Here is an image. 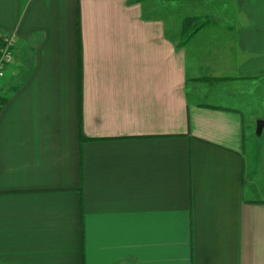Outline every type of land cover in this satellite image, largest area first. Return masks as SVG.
<instances>
[{
    "label": "crops",
    "instance_id": "obj_1",
    "mask_svg": "<svg viewBox=\"0 0 264 264\" xmlns=\"http://www.w3.org/2000/svg\"><path fill=\"white\" fill-rule=\"evenodd\" d=\"M226 1L181 45L144 1L0 0V264H264V129L228 86L264 78V0Z\"/></svg>",
    "mask_w": 264,
    "mask_h": 264
},
{
    "label": "rangeland",
    "instance_id": "obj_2",
    "mask_svg": "<svg viewBox=\"0 0 264 264\" xmlns=\"http://www.w3.org/2000/svg\"><path fill=\"white\" fill-rule=\"evenodd\" d=\"M143 2V1H142ZM145 8V15L154 16L162 19L167 23V28L172 32L174 38L180 39L182 21L187 15H207L211 19V23L218 33L229 34L228 27H217L223 21H230L234 13L233 6L226 0H185V1H167V0H146L142 4ZM230 85V89L234 91H249L247 92L248 105L251 112H256L258 119H264V78L258 81L243 82L242 84ZM235 87V88H234ZM251 90V91H250ZM4 96H1V98ZM0 98V100H1ZM243 111L249 115V110ZM257 119V120H258ZM256 120V122H257ZM256 132V128H255ZM257 134V132H256ZM260 137V136H259Z\"/></svg>",
    "mask_w": 264,
    "mask_h": 264
},
{
    "label": "trees",
    "instance_id": "obj_3",
    "mask_svg": "<svg viewBox=\"0 0 264 264\" xmlns=\"http://www.w3.org/2000/svg\"><path fill=\"white\" fill-rule=\"evenodd\" d=\"M139 1L142 2L146 0H139ZM167 1H185V0H167ZM193 1H197V0H193ZM210 22H211V19L207 15H187L185 16L182 21L179 43L181 45H186L187 43H189ZM80 39H81V31H80V26H79V46L81 48ZM1 43H2V37H0V46H1ZM8 99L9 98L7 96H4L1 98L0 112L2 108L4 107V105L7 103Z\"/></svg>",
    "mask_w": 264,
    "mask_h": 264
},
{
    "label": "built area",
    "instance_id": "obj_4",
    "mask_svg": "<svg viewBox=\"0 0 264 264\" xmlns=\"http://www.w3.org/2000/svg\"><path fill=\"white\" fill-rule=\"evenodd\" d=\"M14 43L12 35L7 34L2 36V43L0 46V79L5 76L8 67L13 62Z\"/></svg>",
    "mask_w": 264,
    "mask_h": 264
},
{
    "label": "water",
    "instance_id": "obj_5",
    "mask_svg": "<svg viewBox=\"0 0 264 264\" xmlns=\"http://www.w3.org/2000/svg\"><path fill=\"white\" fill-rule=\"evenodd\" d=\"M264 129V119H258L257 120V127H256V132L257 135H261Z\"/></svg>",
    "mask_w": 264,
    "mask_h": 264
}]
</instances>
